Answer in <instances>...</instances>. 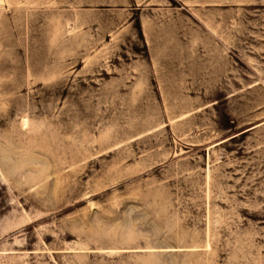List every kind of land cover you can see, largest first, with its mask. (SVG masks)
Masks as SVG:
<instances>
[{
    "label": "rangeland",
    "instance_id": "obj_1",
    "mask_svg": "<svg viewBox=\"0 0 264 264\" xmlns=\"http://www.w3.org/2000/svg\"><path fill=\"white\" fill-rule=\"evenodd\" d=\"M0 264H264V0H0Z\"/></svg>",
    "mask_w": 264,
    "mask_h": 264
}]
</instances>
